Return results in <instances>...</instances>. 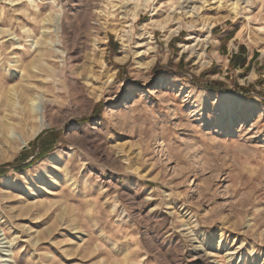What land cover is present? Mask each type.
<instances>
[{
  "label": "rangeland",
  "instance_id": "rangeland-1",
  "mask_svg": "<svg viewBox=\"0 0 264 264\" xmlns=\"http://www.w3.org/2000/svg\"><path fill=\"white\" fill-rule=\"evenodd\" d=\"M209 1L0 0V132L30 137L0 133V169L28 166L0 176V264H264V100L204 88L249 75L215 61L216 28L264 55V0H242L200 59L190 38L228 15ZM34 94L48 103L36 136Z\"/></svg>",
  "mask_w": 264,
  "mask_h": 264
},
{
  "label": "bare ground",
  "instance_id": "bare-ground-1",
  "mask_svg": "<svg viewBox=\"0 0 264 264\" xmlns=\"http://www.w3.org/2000/svg\"><path fill=\"white\" fill-rule=\"evenodd\" d=\"M186 1H189V0H186ZM223 1L224 0L214 1L212 3H209V5H212V7L216 6V8H213V10H218V8L224 9L225 11L228 12V15L223 16V17H218V18H212L211 22H209L210 24H209V29L207 31V35L206 36H194V37H191L190 39L195 40L196 44H193L192 46H186L185 47L186 50H189L192 54L197 55L200 59H202L204 56H206L205 48H204V51L201 54L198 53V51L201 50L204 46H206L208 41H210L209 38L211 36L210 34H211V30L213 29V27H215L216 25L220 24L224 20H227V19H230V18L233 19V20L238 19L240 14H241V10L243 9V8H241L242 5L243 4H247L249 2V1H246V2L243 1L242 2V0H237L236 2L232 3L231 5H226V4L223 3ZM206 2H210V1L206 0ZM180 10H182V9H180ZM177 21L178 22L176 24H179V27H177L176 31L173 30L174 31L173 33H179L182 30V27L180 25L179 20H177ZM154 23L155 24L157 23V25L160 24L157 21H155V22H153V21L151 22L150 21L149 25H152ZM152 36H153L152 33L150 31H148L147 28H144V29H142V33L140 34V40H142V42L146 41V40H151ZM123 37L121 36V38H122L121 39L122 40L121 43H122V46H123L121 53H124L125 55H127L129 46L126 43V40ZM169 37L170 36H168L167 38H169ZM150 50L153 51V53L155 52V48H151ZM122 59L123 58L121 57L120 60H122ZM14 94H15V96H14V99H15L14 105L17 107V105H19L18 103L19 102L21 103V101H20V98H19L17 92H15ZM29 106H30L32 112L37 113L38 116H40V113H39L40 107H42V110H43V114L41 115L42 117L41 118L39 117L38 130L36 132H34V134H33V136H36L45 127V125L47 123L46 114H47L48 103L45 102L44 98H41L40 95L34 94L32 99L30 100V105ZM18 121H20V120H18ZM0 133L2 135L1 139L3 141L7 142V143H11V144L15 145L17 142H19L20 143L19 149H22V147L24 145H27V143L29 142V139H30V137L24 136L22 133H20L16 129V126L14 124H12L10 121L1 122V132ZM12 156H13V153L11 152L8 155L2 157L0 159V161L9 160Z\"/></svg>",
  "mask_w": 264,
  "mask_h": 264
},
{
  "label": "crops",
  "instance_id": "crops-1",
  "mask_svg": "<svg viewBox=\"0 0 264 264\" xmlns=\"http://www.w3.org/2000/svg\"><path fill=\"white\" fill-rule=\"evenodd\" d=\"M230 27H225V28H216L212 35L213 38L211 37V41L214 43L212 44V47L214 49V59L215 61H219L222 59V54H226V61L223 62L222 68L224 70L228 69L227 65L230 63V59L234 57L233 62H232V70H235L236 73L240 72H245L249 73V75L245 78L244 83H239L238 81H233L232 77L227 78V81L220 80L221 82H224L229 86V88H233L234 86L238 85L239 86H249L250 84H255L258 80L261 78H264V55L256 56V55H251L245 46H242L240 49L238 48L237 50L235 47V44L233 45L231 42L234 41L232 39L234 29ZM260 60V61H259ZM259 63L257 64V62ZM219 63V62H218ZM217 65L220 66V63ZM230 68V67H229ZM231 70V71H232ZM217 75V74H215ZM225 75H228V73H225ZM212 78V77H211ZM232 81L231 84H229V81ZM262 80V79H261ZM245 83L247 85H245ZM256 85V91L258 92H252L251 95H258L262 96V99L264 100V81L262 84L260 82L257 83ZM214 93H219V92H214ZM232 92L228 93H223V94H229ZM235 94V93H233Z\"/></svg>",
  "mask_w": 264,
  "mask_h": 264
},
{
  "label": "trees",
  "instance_id": "trees-1",
  "mask_svg": "<svg viewBox=\"0 0 264 264\" xmlns=\"http://www.w3.org/2000/svg\"><path fill=\"white\" fill-rule=\"evenodd\" d=\"M158 69V68H157ZM164 76L169 75L170 72H163ZM155 75H158V72L155 70ZM192 84L195 86H198V79H193ZM204 88L207 91L210 92H219V93H228L232 92L235 94H240L244 97L251 96V93L254 92L255 87L254 86H248L247 88L236 85L233 88H229L225 83L220 81H211L207 82L204 86ZM101 112L98 111L95 116H100ZM58 136H60L59 133L52 132L50 134H47L45 137L43 135H40L34 142H33V148H35L34 152L36 153L38 151V155L36 158L31 162V165H34L36 162L41 160L43 157L49 154V152L53 149V147L56 145V142L58 140ZM23 156V154H22ZM19 159V161L15 162L14 164H7L3 168L0 169V176H5L10 168H17L18 170H25L27 169V165H18V162L22 160Z\"/></svg>",
  "mask_w": 264,
  "mask_h": 264
},
{
  "label": "water",
  "instance_id": "water-1",
  "mask_svg": "<svg viewBox=\"0 0 264 264\" xmlns=\"http://www.w3.org/2000/svg\"><path fill=\"white\" fill-rule=\"evenodd\" d=\"M24 149H26V147H24Z\"/></svg>",
  "mask_w": 264,
  "mask_h": 264
}]
</instances>
